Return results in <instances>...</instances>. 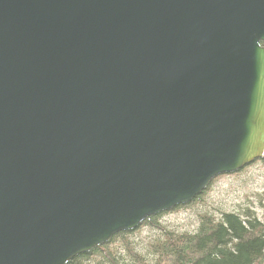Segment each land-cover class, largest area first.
Here are the masks:
<instances>
[{
	"label": "water",
	"instance_id": "1",
	"mask_svg": "<svg viewBox=\"0 0 264 264\" xmlns=\"http://www.w3.org/2000/svg\"><path fill=\"white\" fill-rule=\"evenodd\" d=\"M264 0H0V264H67L264 155Z\"/></svg>",
	"mask_w": 264,
	"mask_h": 264
},
{
	"label": "trees",
	"instance_id": "2",
	"mask_svg": "<svg viewBox=\"0 0 264 264\" xmlns=\"http://www.w3.org/2000/svg\"><path fill=\"white\" fill-rule=\"evenodd\" d=\"M260 44L264 46V42ZM258 160L264 164V155ZM201 194L171 210L188 207ZM160 215L147 217L139 226L158 232L148 244L146 254L134 250L127 239L137 227L114 235L107 243L78 255L67 264H264V222L257 220L253 213L222 212L217 218L202 213L194 232L162 227L157 222ZM118 243H123V248L115 250Z\"/></svg>",
	"mask_w": 264,
	"mask_h": 264
},
{
	"label": "rangeland",
	"instance_id": "3",
	"mask_svg": "<svg viewBox=\"0 0 264 264\" xmlns=\"http://www.w3.org/2000/svg\"><path fill=\"white\" fill-rule=\"evenodd\" d=\"M204 192L186 208L161 213L159 225L176 232H194L199 214L208 213L217 218L222 212L242 214L245 211L264 222V164L260 160L237 172L217 176ZM157 235L154 228L141 226L127 239L134 250L146 254L148 244ZM122 244H115V250L122 249Z\"/></svg>",
	"mask_w": 264,
	"mask_h": 264
}]
</instances>
